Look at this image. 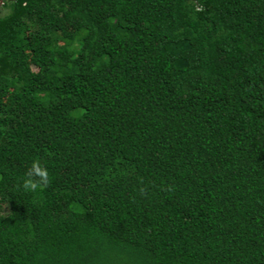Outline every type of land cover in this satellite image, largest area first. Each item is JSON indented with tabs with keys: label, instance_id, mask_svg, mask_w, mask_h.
<instances>
[{
	"label": "trees",
	"instance_id": "1",
	"mask_svg": "<svg viewBox=\"0 0 264 264\" xmlns=\"http://www.w3.org/2000/svg\"><path fill=\"white\" fill-rule=\"evenodd\" d=\"M0 264H264V0H0Z\"/></svg>",
	"mask_w": 264,
	"mask_h": 264
},
{
	"label": "clouds",
	"instance_id": "2",
	"mask_svg": "<svg viewBox=\"0 0 264 264\" xmlns=\"http://www.w3.org/2000/svg\"><path fill=\"white\" fill-rule=\"evenodd\" d=\"M50 173L40 160H34L24 173L21 187L25 192L43 191L50 185ZM141 195L146 194V189H140Z\"/></svg>",
	"mask_w": 264,
	"mask_h": 264
}]
</instances>
